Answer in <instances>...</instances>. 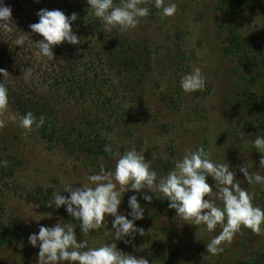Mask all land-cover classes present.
I'll use <instances>...</instances> for the list:
<instances>
[{"label": "rangeland", "instance_id": "obj_1", "mask_svg": "<svg viewBox=\"0 0 264 264\" xmlns=\"http://www.w3.org/2000/svg\"><path fill=\"white\" fill-rule=\"evenodd\" d=\"M168 2L177 4L174 16H162L153 7L154 0H143L142 6L151 12L136 29L111 31L147 50L150 66L143 81L132 83L113 66L102 45L107 32L98 36L97 45L104 49L99 66L117 90L110 103L98 106L77 102L54 90H45L44 97L56 108L62 126H79L89 115L99 116L114 153L122 155L135 148L158 176L166 175L186 151L203 146L215 162L229 163L236 178L243 181L241 187L253 194L254 205L264 209V186H249L239 171V166L248 164L250 172L257 170L264 175L261 154L252 145L256 136H264V71L257 67L252 74L245 73L237 59L226 52L229 28L219 10V0ZM256 8L255 14L237 12L235 24L243 36L264 50V4ZM195 68L206 77V87L186 94L180 80ZM253 78L256 82L251 84ZM251 95L256 96V102ZM21 116L10 102L0 110V154L8 167L7 177L0 179V219L24 229L19 241L0 244V264H37L39 248L28 242L29 235L38 233L41 225L53 227L59 222L73 225L78 242L87 239L89 247L115 243L118 250L147 259L149 264H264V235L242 228L230 244L223 245L222 253L208 254L207 243L220 228L209 233L202 225L181 221L168 207V200L155 196L159 193L145 190L143 194L152 196L150 203L142 193H125L119 212L128 215V199L136 195L144 208V219L135 224L145 233L134 234V240L125 238L130 241L127 244L114 240L108 232L113 231V217L107 218V229L85 236L79 222L69 214L59 216L27 202V193L37 188H52L68 196L64 189L89 183L87 177L99 174L101 163L105 171H114L118 157L89 161L64 146H50L35 128L28 132L20 127ZM208 183L215 185L211 177ZM216 203L222 206V202Z\"/></svg>", "mask_w": 264, "mask_h": 264}, {"label": "clouds", "instance_id": "obj_2", "mask_svg": "<svg viewBox=\"0 0 264 264\" xmlns=\"http://www.w3.org/2000/svg\"><path fill=\"white\" fill-rule=\"evenodd\" d=\"M38 2V0H37ZM90 5L88 15L100 21L105 32L117 29L121 32L134 30L142 18L150 15V8L142 6L143 0H86ZM153 7L164 17H172L177 12V4L166 0H154ZM38 22L29 27L32 32L43 37L35 41L34 47L38 49L37 55L54 59L53 49L64 43L76 46L81 39L74 33L72 24L78 19L76 13L66 16L61 10L41 9L37 12ZM12 9L0 0V28L11 31ZM26 36L19 35L15 44L19 47L25 45ZM24 72L23 76L30 74ZM8 72L0 68V110L5 109L9 103L6 77ZM180 87L186 93L202 91L206 87V77L199 68L182 76ZM45 118L39 120L32 112L20 118V127L28 132L34 128H41ZM241 134V139H243ZM252 145L261 154L260 167L264 170V136H256ZM104 151L118 157L114 171H105L104 164H100V173L87 177L89 183L80 184L82 187H66L64 193L55 192L53 199L47 203L48 208L64 207L69 216L78 221L82 233L86 236L91 231L107 229L106 220L113 217V239H125L134 234L145 235L142 228L135 224L137 220L144 219V208L138 202L136 195L128 199L131 212L122 215L119 212L125 193L147 192L156 194L159 199L169 201L168 207L175 210L181 221L193 226H204L207 232H214L217 227L220 231L207 243L208 254L216 255L224 251L223 245L230 244L242 228L251 230L254 234L264 235V209L255 206L253 194L241 187L243 181L238 180L229 163H217L210 158V152L203 146L196 150H188L183 157L175 161V166L164 176H158L145 160L142 153L135 148L125 151L122 155L117 151L113 153L110 144L104 146ZM7 166V162H0ZM247 164L239 166L249 186L256 184L264 186V175L260 171H249ZM209 177L215 181L214 187L208 183ZM119 185V187H117ZM215 189V190H214ZM149 203L152 196L143 194L142 197ZM216 201L222 202L219 206ZM39 222V221H37ZM75 230L71 223H57L53 227L41 225L38 233H31L28 242L38 247L37 264H149L144 258H137L118 250L115 243H106L99 247H89L87 239L78 242ZM22 247V245H21Z\"/></svg>", "mask_w": 264, "mask_h": 264}, {"label": "trees", "instance_id": "obj_3", "mask_svg": "<svg viewBox=\"0 0 264 264\" xmlns=\"http://www.w3.org/2000/svg\"><path fill=\"white\" fill-rule=\"evenodd\" d=\"M114 2L119 4L120 0ZM5 4L12 9L13 23L11 31L0 28V68L9 73L6 77L9 102L22 116L32 112L37 120L41 116L45 118L44 126L35 129L50 146H64L89 161L112 158L113 154L104 151V146L111 145V142L99 116L89 115L79 126H62L56 108L48 102L43 92L54 90L77 102L108 105L117 90L111 85L112 81L102 65L99 66L103 62L104 49L97 45L98 36L109 33L102 44L107 56L113 66L128 76L132 83L145 79V71L150 66L147 50L135 40L120 36L117 31L105 32L100 21L88 15L90 5L86 0H5ZM257 4H264V0H219L218 5L229 28L226 52L235 57L248 74H252L257 67L264 71V50L238 31L235 17L239 11L255 14ZM41 9H58L69 17L76 13L78 19L73 22L72 28L81 43L76 46L64 43L54 47L52 60L37 55L38 49L33 45L43 37L32 32L29 26L38 22L37 12ZM19 35L26 36L22 47L15 44ZM29 69L30 74L23 76ZM2 79L3 76H0ZM255 82L253 78L251 84ZM251 96L256 102V96ZM3 161L0 154V162ZM7 169L0 163V179L7 177ZM54 193L52 188H37L27 193L25 200L56 215H68L64 207H47ZM23 230L19 224L7 225L0 219V244L19 241Z\"/></svg>", "mask_w": 264, "mask_h": 264}]
</instances>
